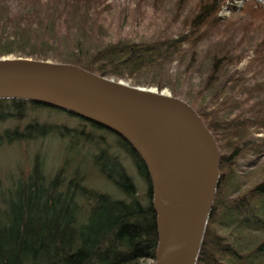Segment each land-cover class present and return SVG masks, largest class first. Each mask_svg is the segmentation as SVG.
<instances>
[{"label": "trees", "instance_id": "obj_1", "mask_svg": "<svg viewBox=\"0 0 264 264\" xmlns=\"http://www.w3.org/2000/svg\"><path fill=\"white\" fill-rule=\"evenodd\" d=\"M104 1L0 0V56L48 59L99 76L132 78L134 85L167 87L187 102L219 152L193 264H264V165L252 180L238 168L240 161L264 154V137H250L264 128V0H242L240 7L197 0L178 33L139 40L121 36L119 27L101 16L109 10ZM222 7L230 10L227 17L219 15ZM237 13L243 18L234 17ZM247 48H252L250 75L230 72ZM192 74L200 76L197 83L190 82ZM6 122L8 142L58 139L62 152L72 156L49 174L37 152L26 175L0 191V264L153 260L151 181L126 140L93 120L22 98H0V123ZM69 161L75 165L66 171ZM85 162L109 189L89 183L85 171L77 170Z\"/></svg>", "mask_w": 264, "mask_h": 264}, {"label": "water", "instance_id": "obj_2", "mask_svg": "<svg viewBox=\"0 0 264 264\" xmlns=\"http://www.w3.org/2000/svg\"><path fill=\"white\" fill-rule=\"evenodd\" d=\"M0 98L54 105L126 140L151 181L157 233L151 264H193L214 195L219 152L187 102L69 63L13 55L0 56Z\"/></svg>", "mask_w": 264, "mask_h": 264}, {"label": "rangeland", "instance_id": "obj_3", "mask_svg": "<svg viewBox=\"0 0 264 264\" xmlns=\"http://www.w3.org/2000/svg\"><path fill=\"white\" fill-rule=\"evenodd\" d=\"M178 0H159L155 2L153 0H105L104 5L107 4L109 10H103L101 16L103 18L111 19L113 25L119 27V34L129 36L134 40L149 39L152 36H158L162 34L175 35L182 28L183 17L193 8L197 0H180V6L178 10L175 9V3ZM227 5L235 4L240 7L242 0H223ZM230 10L226 7H222L219 11V15L227 17L230 14ZM243 15V14H242ZM237 19L243 18L239 13L235 14ZM105 18V20H106ZM256 32L255 37L259 41L260 36ZM113 37V36H111ZM238 35H236V38ZM12 55V54H8ZM14 56V55H13ZM252 56V48H247L244 57L230 69V72L241 73L244 76H249L250 71L247 69V61ZM171 71L175 69L176 65L171 64ZM200 76L192 74L190 77L191 83H197ZM120 80L134 85L132 78H119ZM257 81H261L262 78H257ZM149 88H156L153 85H136ZM160 90H166L170 93L167 87H162ZM171 94V93H170ZM9 122L0 123V191H5L9 182L15 178H23L30 169L31 162L33 161V155L37 152L41 158L42 169L52 174L59 167L61 162H67L65 157L71 158L72 151L62 152V147L58 139H38L35 141H7L3 136V127L8 125ZM251 138L264 137V128L254 130L251 132ZM67 154V155H63ZM70 162V161H69ZM75 163L72 161L69 163L66 171L72 170ZM264 165V154L251 158L250 161H240L239 169H244L248 172L251 180L259 177V169ZM77 169V168H76ZM84 170L87 176L88 182L100 183L99 188H108L109 184L106 183L102 177L94 176L93 169L90 168L89 162L80 165L79 169ZM128 172V171H127ZM67 177V175H66ZM90 177V178H89ZM91 179V181H89ZM87 183V185H89ZM138 183L137 179H134V184ZM94 185V184H93ZM138 190V189H137ZM6 193V191L4 192ZM1 195V194H0ZM222 233H227V229H219ZM237 232V231H235ZM151 259H139L136 264H151Z\"/></svg>", "mask_w": 264, "mask_h": 264}, {"label": "bare ground", "instance_id": "obj_4", "mask_svg": "<svg viewBox=\"0 0 264 264\" xmlns=\"http://www.w3.org/2000/svg\"><path fill=\"white\" fill-rule=\"evenodd\" d=\"M163 92H164V93H168V91H166V90H164Z\"/></svg>", "mask_w": 264, "mask_h": 264}]
</instances>
